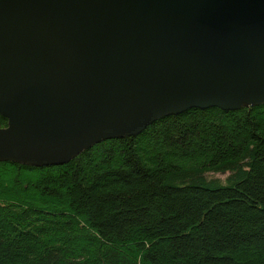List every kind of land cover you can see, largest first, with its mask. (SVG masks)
Listing matches in <instances>:
<instances>
[{
  "label": "water",
  "instance_id": "obj_1",
  "mask_svg": "<svg viewBox=\"0 0 264 264\" xmlns=\"http://www.w3.org/2000/svg\"><path fill=\"white\" fill-rule=\"evenodd\" d=\"M264 105V0H0V162L64 165L191 109Z\"/></svg>",
  "mask_w": 264,
  "mask_h": 264
},
{
  "label": "trees",
  "instance_id": "obj_2",
  "mask_svg": "<svg viewBox=\"0 0 264 264\" xmlns=\"http://www.w3.org/2000/svg\"><path fill=\"white\" fill-rule=\"evenodd\" d=\"M0 264H264V105L191 109L65 165L0 162Z\"/></svg>",
  "mask_w": 264,
  "mask_h": 264
},
{
  "label": "bare ground",
  "instance_id": "obj_3",
  "mask_svg": "<svg viewBox=\"0 0 264 264\" xmlns=\"http://www.w3.org/2000/svg\"><path fill=\"white\" fill-rule=\"evenodd\" d=\"M243 109V108H242ZM193 110V109H192ZM180 116V115H179ZM96 146V145H95ZM65 165V164H64ZM42 168V167H41Z\"/></svg>",
  "mask_w": 264,
  "mask_h": 264
}]
</instances>
